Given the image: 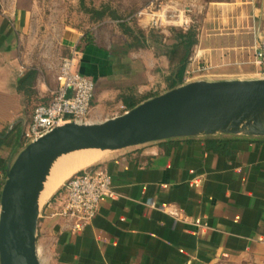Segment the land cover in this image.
I'll list each match as a JSON object with an SVG mask.
<instances>
[{
  "label": "crops",
  "instance_id": "0c3cea01",
  "mask_svg": "<svg viewBox=\"0 0 264 264\" xmlns=\"http://www.w3.org/2000/svg\"><path fill=\"white\" fill-rule=\"evenodd\" d=\"M207 9L190 68L205 67V77H264V64L254 58L264 44V0H223ZM30 17L18 0L0 2V192L6 166L26 145L23 130L33 108L47 103L59 84V53L32 64L21 47ZM125 46L112 50L95 33L75 28L61 33L60 48L77 49L80 72L95 83L91 109H126L121 95L140 103L167 85L166 78L156 84L146 78L153 74L137 50ZM167 63L165 56L153 60L155 69ZM93 165L110 176L115 196L103 199L76 231L52 214L63 184L45 195L36 231L39 260L42 254L49 264H264V136L172 138L108 151Z\"/></svg>",
  "mask_w": 264,
  "mask_h": 264
},
{
  "label": "water",
  "instance_id": "95a60500",
  "mask_svg": "<svg viewBox=\"0 0 264 264\" xmlns=\"http://www.w3.org/2000/svg\"><path fill=\"white\" fill-rule=\"evenodd\" d=\"M264 136V77L194 80L100 122H67L24 145L6 166L0 192V264H41L39 195L60 155L120 150L172 138Z\"/></svg>",
  "mask_w": 264,
  "mask_h": 264
},
{
  "label": "rangeland",
  "instance_id": "374dc122",
  "mask_svg": "<svg viewBox=\"0 0 264 264\" xmlns=\"http://www.w3.org/2000/svg\"><path fill=\"white\" fill-rule=\"evenodd\" d=\"M6 1L7 0H0L3 4H6ZM18 1L20 4H23L30 9L31 12L29 24L23 32L24 38L21 47L27 53L32 64L39 62L40 56L44 58V61H51L57 53H59L61 57L68 55V53H65V49L63 50L60 48V35L64 30L71 28H75L77 31L89 35L95 33L101 43L107 45L110 49L124 51L126 50L125 48H127L125 45L132 41V35L130 36L129 33H125L124 28H121L119 25L120 23H126L128 27L134 30L133 33L135 35L140 36L139 31H142L146 35L147 43L145 46H141L142 44L140 42L136 44V42V45L130 50H137L140 56V61L144 64V68L147 71H150V74H153L151 75L152 77L147 76L146 78L155 79L154 81L156 84L157 81L165 80V78L170 75L172 69L169 60L166 66L164 64L156 69L155 66H153L154 59L159 61V58H162L163 56L167 57V46L173 41L172 31L176 29L185 30L192 27L197 35L199 28L203 24L209 22L206 18L208 10L207 6L211 4V2L214 3L223 0ZM96 11H102L103 14H97ZM261 25H263L261 27L264 28V18ZM263 28L261 29L263 30ZM260 39L263 40L264 35L261 34ZM195 45L193 46L186 68L188 70L187 73H185V78L187 80L185 79L183 83L202 79H226L225 77L218 76L205 77L202 76L203 72H196L195 68H190L189 63L193 61ZM56 60L60 61L59 57ZM165 90H168L167 85L165 88H157L153 93H162ZM143 95L144 94H141L139 96L141 97ZM116 97H118V95ZM93 103H95V94L92 105ZM112 106H114V104ZM109 109L110 107L104 106L103 113L96 108L91 109L87 122H100L107 118L120 115L126 111L122 106L114 111H112L113 108ZM108 151L109 150H106L101 153V156L93 164L98 163ZM92 154L93 152L84 153L79 162L65 169L59 176V179H62L61 183L57 187L55 186L56 188L52 187L47 190L45 192L46 197H49L53 191L61 186L65 179L74 172V169L78 168L79 165H81V163ZM66 156L69 155L66 154ZM47 200L48 198L42 201L40 207L43 206ZM39 256L41 264H49V262L44 259L45 255L39 254Z\"/></svg>",
  "mask_w": 264,
  "mask_h": 264
},
{
  "label": "built area",
  "instance_id": "2783aa9c",
  "mask_svg": "<svg viewBox=\"0 0 264 264\" xmlns=\"http://www.w3.org/2000/svg\"><path fill=\"white\" fill-rule=\"evenodd\" d=\"M254 52L255 61L263 65L264 44L256 46ZM79 56V51L73 49L68 55L61 57L59 84L47 103L37 104L33 108L30 120L23 130L25 144L64 123L88 121L95 83L92 78L80 72ZM204 68L199 66L196 72H203ZM61 189L59 205L52 214L71 221L70 228L76 231L94 218L103 199L115 196L110 176L96 165L71 174L65 179Z\"/></svg>",
  "mask_w": 264,
  "mask_h": 264
},
{
  "label": "trees",
  "instance_id": "16d2710c",
  "mask_svg": "<svg viewBox=\"0 0 264 264\" xmlns=\"http://www.w3.org/2000/svg\"><path fill=\"white\" fill-rule=\"evenodd\" d=\"M97 14H103L102 11H96ZM121 28H124L125 33L132 35V41L127 44L128 47L132 48L139 42L141 46H145L147 43L146 35L140 32V36H137L133 33V29L128 27L126 23L119 24ZM173 41L170 45L167 46V54L170 65L172 66L170 75L166 78L167 88L171 89L183 83V78L186 72L187 64L192 53L193 46L197 42L196 32L192 27H189L185 30L176 29L173 30ZM133 33V34H132ZM88 36V34H87ZM137 42V43H136ZM136 43V44H135ZM157 93H153L148 97H153ZM122 102L126 106V109L132 108L137 101L129 100L128 95H121ZM168 140V139H167ZM214 140L208 139L207 142H213Z\"/></svg>",
  "mask_w": 264,
  "mask_h": 264
},
{
  "label": "bare ground",
  "instance_id": "6f19581e",
  "mask_svg": "<svg viewBox=\"0 0 264 264\" xmlns=\"http://www.w3.org/2000/svg\"><path fill=\"white\" fill-rule=\"evenodd\" d=\"M104 151H106V150H101V149H98V148L81 149V150H76V151L64 153V154L60 155L58 158H56V160L54 161L53 165L50 168L49 174L47 175L46 180H45L44 185H43V188H42V190L40 192L39 204L42 201H44L45 192H46V190L48 188V185H49V188L55 187L56 184H57V181L59 179L60 174L65 169H67V168L71 167L73 164L79 162V160L83 157L84 153L93 152V154H97L99 152H104ZM66 154L69 155V156H66ZM92 164L93 163H88V164H86V165H84L82 167L75 168L73 173H75L76 171H78L80 169L88 167V166H90Z\"/></svg>",
  "mask_w": 264,
  "mask_h": 264
}]
</instances>
